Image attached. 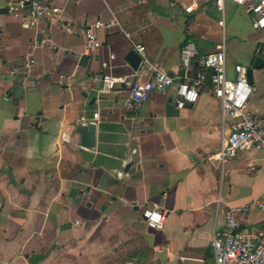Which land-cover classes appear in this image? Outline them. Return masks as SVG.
Returning a JSON list of instances; mask_svg holds the SVG:
<instances>
[{
	"label": "crops",
	"instance_id": "0c3cea01",
	"mask_svg": "<svg viewBox=\"0 0 264 264\" xmlns=\"http://www.w3.org/2000/svg\"><path fill=\"white\" fill-rule=\"evenodd\" d=\"M9 1L0 0V264H135L139 256L214 264L211 240L226 211L264 194V153L219 161L230 126L209 85L183 108L175 83L128 110L126 85L105 94L101 78L209 73L203 57L225 44L235 79L237 63L264 57L250 10L226 1L221 11L216 0H56L61 21L35 46L42 34L4 12ZM99 18L118 24L97 30L103 44L89 52L84 31ZM135 43L146 47L137 70L125 59ZM188 43L190 68L181 56ZM253 84L248 107L264 115V67ZM80 122L97 123L95 147L81 145ZM153 202L165 213L161 229L142 216ZM237 218L264 227L255 205Z\"/></svg>",
	"mask_w": 264,
	"mask_h": 264
},
{
	"label": "built area",
	"instance_id": "2783aa9c",
	"mask_svg": "<svg viewBox=\"0 0 264 264\" xmlns=\"http://www.w3.org/2000/svg\"><path fill=\"white\" fill-rule=\"evenodd\" d=\"M226 1L247 7L254 16L253 27L264 30V0H216L219 10L224 11ZM191 11L192 7L186 8ZM6 13L14 19L21 20L31 30L42 34V38L35 37L34 45L40 46L50 41V27L61 21V6L56 0H10L5 6ZM117 20L105 21L97 19L87 24L84 31L85 46L93 52L102 46V40L97 30L103 28L109 31L117 25ZM224 24V19L219 21ZM131 37L130 32H125ZM188 43L181 51L184 66L192 67L191 46ZM136 50L143 56L146 47L135 43ZM204 67L209 70L196 74L187 73L183 77L174 76L156 69L148 80L140 78L123 79L110 73L102 75V93L114 91L118 83H124L127 88L126 108H138L153 92H166L176 83L179 108L188 104H195L200 97V91L207 85L212 93L221 101L223 124L229 121V132L224 135L220 150L215 154L224 164L230 158L237 156L240 151L260 150L264 153V115L253 113L249 107V99L257 90L250 84L247 68L243 63L235 65L236 78L227 76V55L225 44L219 49L207 53L203 57ZM99 117V113H95ZM255 205L264 212V194L252 204L230 208L226 211V221L223 228L213 233L211 244L214 264H264V227L249 230L243 227L237 214L246 212ZM145 222L154 229H161L165 222V213L159 203L147 204L142 210Z\"/></svg>",
	"mask_w": 264,
	"mask_h": 264
},
{
	"label": "water",
	"instance_id": "95a60500",
	"mask_svg": "<svg viewBox=\"0 0 264 264\" xmlns=\"http://www.w3.org/2000/svg\"><path fill=\"white\" fill-rule=\"evenodd\" d=\"M6 12V10H3ZM125 59L130 63V65L137 70L143 62V56L135 49L129 51ZM264 67V57L257 56L253 63L248 66L247 74L250 84L254 83V70L261 69ZM96 99V98H94ZM78 132L81 135V145L84 147L92 148L96 145V132L97 123L96 122H80L78 124Z\"/></svg>",
	"mask_w": 264,
	"mask_h": 264
},
{
	"label": "trees",
	"instance_id": "16d2710c",
	"mask_svg": "<svg viewBox=\"0 0 264 264\" xmlns=\"http://www.w3.org/2000/svg\"><path fill=\"white\" fill-rule=\"evenodd\" d=\"M135 264H146V261L142 260V257L134 258Z\"/></svg>",
	"mask_w": 264,
	"mask_h": 264
}]
</instances>
